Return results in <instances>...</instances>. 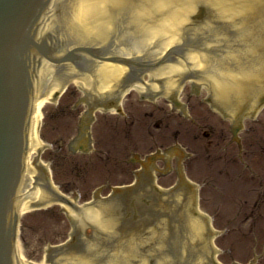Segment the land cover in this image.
Wrapping results in <instances>:
<instances>
[{"label": "water", "instance_id": "95a60500", "mask_svg": "<svg viewBox=\"0 0 264 264\" xmlns=\"http://www.w3.org/2000/svg\"><path fill=\"white\" fill-rule=\"evenodd\" d=\"M41 1L0 0V264L9 263L6 255L9 253L11 242L5 227V215L8 212V202L6 199L21 169L19 155L22 153V133L28 104L25 82L24 80H20V83H18L12 71V64L16 59L15 45L21 40L20 36L23 30L26 26H29L28 24ZM261 4H264V0H71L68 3L71 11L67 12L65 17V19L70 21V26L71 22L75 23L76 29L73 28L75 31L78 29L85 36L91 37L93 41L95 38L100 43L106 42L113 33L116 34L115 32L119 31L120 40L123 43L122 48L117 52L118 56L131 57L133 59H144V57L153 56L158 57L159 60L169 49L171 50L175 46H178L181 41H185L186 37L184 36H191L195 40L198 34L202 36L204 32L209 30L211 36L215 32L214 37H216V40H214L215 45L210 46L207 50L210 49L216 53H221L220 60H216L210 64L208 57L204 53L187 51L184 53L186 55L185 62L176 61L174 63L171 60L163 67L153 69L150 72L152 73L151 80L147 83L138 80H132L126 83L124 80L130 72L127 73L129 70L123 64L118 65L103 62L98 65L99 71H97L94 77L87 75L78 77L72 72L73 70H70L69 73L66 72L67 74H55L54 66L46 64L43 69L40 84L36 85V95L33 96V100L31 101L28 133L29 156L26 160V179L21 191L23 193V199L20 201V213L30 209L36 200H47L51 194L49 192L51 190L49 180L41 175L46 165L42 164V162L32 161L37 156L36 152L47 147L46 144L39 140L38 136L40 118L35 113V107L39 101L43 99H54L56 92L62 89L64 82L69 78H74L75 83L81 86L88 100H91L89 101L91 104H94L95 96L104 97V95L118 102L119 96L128 92L131 87H135L140 93L161 91L164 95H168L170 92L172 94H178L179 87L177 83L181 81L185 73L195 69L206 72L209 66H211L213 70H216L215 75H203L200 79L210 83L216 82V91H218L221 100H218L216 91L211 88L214 103L218 107L227 108L230 106L232 109H237L238 105L240 107L246 102V108L251 104L253 98L254 88L252 82L256 81V84L264 82V80H260L264 79V56L257 54L260 50L264 52V5L262 8L263 11L260 12V8H258ZM201 8L207 16L202 21L198 19L200 17V14H198L199 9ZM256 10L260 13L258 14V25L256 24ZM213 25L216 27L214 28ZM224 33H234L233 39L224 36ZM257 33L260 35L259 37H256ZM204 44L210 45L206 42ZM224 49L228 50H226V56L232 57L229 63H236L234 70H230L224 64ZM214 59H216L215 56ZM144 60L147 61L149 58H145ZM132 73L138 74L135 71ZM132 73L129 76L133 78ZM144 79L147 78L145 77ZM161 80L166 83L164 88H162ZM225 80L229 81V86L227 83H221ZM195 83L199 84L200 80ZM200 84L201 86H205L204 83ZM263 94L264 88L262 87L261 95L256 92V97L259 95L262 96ZM225 100L229 104L227 107L225 106V103H227ZM79 102L80 99L75 104L77 105ZM257 103L256 100V105ZM260 103L264 105V99ZM176 145L179 144L176 142ZM172 149L173 146L164 151ZM157 150L160 151L158 148ZM74 151L78 152L77 148ZM182 152L181 154L177 152L178 155L174 156L178 160H176L177 182L173 187L176 188L178 184L179 188L177 189H182L178 192L179 197H176V199L179 205H181L183 201L186 202V199H189L188 193H192L197 198L198 204L199 186L185 178L181 166V160L184 159L181 158ZM183 153L186 157L191 155L190 153ZM149 155H144L145 159L149 158ZM139 157L140 155L135 153L132 159L140 160ZM154 165L159 171V173L155 172L154 180L159 175H166L172 171L171 160L167 164L163 163L162 167L157 166V164ZM46 167L48 168V166ZM132 172L134 175L136 174V170ZM181 177L188 181L186 183L188 184L187 186L179 183ZM32 182H41V189H38L39 186L32 187ZM102 187L96 188L93 192V196H96L100 200L106 198L99 196V190ZM172 190V187L170 189H163L165 192H171ZM184 191L185 195H181ZM169 196L167 195V198ZM75 197H79L76 191L69 198L73 201ZM163 198L167 199L166 196ZM75 205L77 204L75 203ZM121 206H99L98 204L95 207L92 205H80L78 207H70L69 212L72 215L73 222L76 224L77 229L81 230V233L84 231L85 226L94 225L100 229L97 237H103L104 241L106 240V234L111 237L112 241L109 244L111 245L109 247L111 251L104 259V264H147L145 260L141 261V255H139V259L135 253L142 251V247L136 245V241L141 238L136 240L137 236L134 234V239L129 238V243L119 242L121 238H117L113 228L114 226L117 228V225H115L113 220L117 221L118 219L122 221L125 205ZM190 208H193V205L191 206L190 204L184 207L185 210H189ZM148 216L147 213L144 214L145 218ZM205 216L210 222V218L207 215ZM107 217H113V219H107ZM187 217L185 231L180 238L177 236V222L172 220L168 221L164 216L158 221L161 226H164L168 221V227L166 225L164 226L168 228V234H163L161 238L166 236V241L174 246L161 243L162 246L158 248V251L163 258L156 261V264L174 263L177 258L182 263L183 260L176 248L179 243H181V249L185 248L181 252L184 254L183 256H190L191 259H188L190 264H207L205 262L207 258L209 257L210 259L212 253L216 255V250L212 249V232L210 228L206 227L202 218H195L193 214ZM121 221H119V224ZM149 222L147 219V223L145 224L147 226L146 230L152 231L154 227ZM182 222L183 220L178 222L180 228L183 227ZM206 229L208 230L205 231ZM147 231L142 232L147 234ZM204 231L206 232V237ZM216 232H218V235L222 233V231ZM91 233L92 228H88L85 234L89 235ZM148 234L150 235L151 233ZM145 235L142 238H145ZM83 236L79 238V241H84L87 245V250L91 251L95 250V247L97 249L101 246L103 247L95 239L94 241H90L91 239L88 240L90 241L89 243L86 242L87 239L84 234ZM141 241L144 242L143 239ZM161 241L164 242L165 240ZM85 250V247L82 250L80 248L77 253L74 250L67 251L66 248H63L57 250L60 251L58 253L55 249L52 257L48 258L46 263L93 264L92 260H89L87 257L89 254H80ZM99 252L101 251L95 253L98 254L94 257V264H99L97 262L100 260L95 259H101L102 257ZM220 252L218 250V253ZM102 254H104V251ZM144 256L147 259L151 258L150 254H144ZM255 261V259H252L249 263L254 262L255 264ZM22 264H27V262L23 261ZM233 264H236V262Z\"/></svg>", "mask_w": 264, "mask_h": 264}, {"label": "rangeland", "instance_id": "374dc122", "mask_svg": "<svg viewBox=\"0 0 264 264\" xmlns=\"http://www.w3.org/2000/svg\"><path fill=\"white\" fill-rule=\"evenodd\" d=\"M133 91L124 97L122 105L128 117L126 120H117L111 125L110 118H116L113 113L106 116L95 113V120L98 121L91 128V148L94 152L86 156L78 152L70 154L67 150L87 107L81 102L75 104L83 97L77 85H69L55 103L46 104L42 110L40 138L47 147L42 150L41 161L48 166L55 187L69 197L78 192L79 205L91 201L94 190L100 186L103 187L99 196L106 197L111 187L130 185L135 181L132 171L140 166L127 159L136 153L140 155V160H144V155L151 154L152 147L156 146H151L150 139L158 143L155 149H160V152L177 142L191 154L181 160V166L185 178L199 186V209L210 218L212 229L222 231L214 241L216 249L221 251L216 259L221 264H248L252 259L256 260L255 264H264V105L257 112L254 122L243 123L244 127L249 126L253 130L249 135L240 134L239 138L246 136V139L244 145L237 146L233 142L226 144L228 140L224 139L226 133L230 140L229 122L221 121L215 113L217 117L209 116L205 111L206 105L201 102L208 92L205 87L201 88L199 98H188L189 82L180 93L183 102L188 99L191 110L188 114H204L205 123L201 129L197 124L190 125L173 114L169 115L168 123H159L160 127L155 126V130L151 124L153 119L145 114L154 108L152 102H136L137 94ZM154 103L158 105L154 118L162 119L168 115L169 106L165 100L158 99ZM133 121H136L135 126L130 127ZM168 124L176 135H168ZM196 134L200 139L196 138ZM251 135L253 139L250 140ZM162 144L163 147H160ZM218 149L223 151L217 152L223 155L221 159L217 158V153H212ZM234 160H239L241 165L228 163ZM246 163H255L256 166L252 170ZM156 164L163 166L159 161ZM171 167V172L159 175L155 180L162 189H170L177 182L176 160H171ZM253 171L256 185H252L255 180ZM243 174L247 175L245 181L242 180ZM70 231L71 224L60 205L37 212L28 211L20 219L19 252L24 259L42 263L47 247L62 243Z\"/></svg>", "mask_w": 264, "mask_h": 264}, {"label": "flooded vegetation", "instance_id": "af4514ba", "mask_svg": "<svg viewBox=\"0 0 264 264\" xmlns=\"http://www.w3.org/2000/svg\"><path fill=\"white\" fill-rule=\"evenodd\" d=\"M189 99H190V97H188ZM187 102H188V99H187ZM189 103V102H188ZM175 109V108H174ZM173 109V111H177V109H175L174 110ZM153 114H151V116H152ZM169 115H172V114H168L167 116H163L162 117V119L160 118V120H159V122H157V126H160V124L161 123H163V121L164 120H166V123H168V118H169ZM178 115H180V116H182V117H185L183 114H182V112L179 110L178 111ZM160 123V124H159ZM167 126V125H166ZM179 133V132H178ZM176 135V134H175ZM174 160H176V159H174ZM159 162H168V158H166V155H163V156H161L160 157V159L158 160ZM149 216L146 218V219H148V221H150L149 222V224L150 225H152L153 227H154V231L153 232H148V233H151L150 234V236L152 237V239H154L153 241L155 242V243H157V242H159V241H161L160 239H161V236H162V234H161V229H162V227H161V225L157 222L158 221V215H159V210H155V211H151V210H149L148 212H146ZM154 217H155V219H154ZM147 233V234H148ZM154 233V234H153ZM170 233V232H169ZM160 238V239H159ZM163 238V237H162ZM165 238H167L166 236H165Z\"/></svg>", "mask_w": 264, "mask_h": 264}, {"label": "bare ground", "instance_id": "6f19581e", "mask_svg": "<svg viewBox=\"0 0 264 264\" xmlns=\"http://www.w3.org/2000/svg\"><path fill=\"white\" fill-rule=\"evenodd\" d=\"M75 82V81H74ZM130 90V89H129ZM128 90V91H129ZM50 101V99H43L41 101H39L35 107V113L39 116L40 118V125H41V119H42V110L43 108L46 106V103H48ZM171 131H173V129L171 128ZM38 136H39V140L42 142L41 140V135H40V126L38 129ZM213 243V242H212Z\"/></svg>", "mask_w": 264, "mask_h": 264}]
</instances>
